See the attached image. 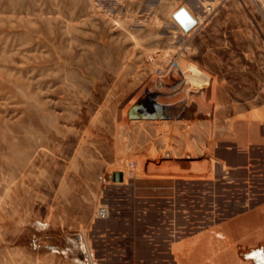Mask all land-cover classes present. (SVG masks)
<instances>
[{
	"label": "rangeland",
	"instance_id": "1",
	"mask_svg": "<svg viewBox=\"0 0 264 264\" xmlns=\"http://www.w3.org/2000/svg\"><path fill=\"white\" fill-rule=\"evenodd\" d=\"M0 161V264H264V0H0Z\"/></svg>",
	"mask_w": 264,
	"mask_h": 264
},
{
	"label": "bare ground",
	"instance_id": "2",
	"mask_svg": "<svg viewBox=\"0 0 264 264\" xmlns=\"http://www.w3.org/2000/svg\"><path fill=\"white\" fill-rule=\"evenodd\" d=\"M182 8H184V7H182ZM186 9H187V8H186ZM179 10H180V9H179ZM179 10H178V11H179ZM187 10H188V9H187ZM178 11H177V12H178ZM177 12H176V13H177ZM188 12L190 13L189 10H188ZM190 15L194 18V16H193L191 13H190ZM197 23H198V22H197ZM40 131H41V130H40ZM40 131H39V132H40ZM24 132H25V131H24ZM32 132H33V131H32ZM39 132H35V131H34V133H30V137H28V136H26V135L24 134L27 138H29V141H26V139H24L25 136L23 137V134H22V133H21V136L23 137V139L25 140V142H30L31 145H34V142H35V138H34V137H35V135H37V133H39ZM41 132H42V131H41ZM35 133H36V134H35ZM42 133H43V132H42ZM34 134H35V135H34ZM15 135H16V134H14V136H15ZM18 135H19V134H18ZM18 135H16V138H17ZM39 135H40V134H39ZM41 135H42V134H41ZM44 137H45V136H44ZM39 138H41V137H39ZM11 139H12V138H11ZM14 139H15V138H14ZM17 140H18V139H17ZM43 140H44V139H43ZM18 141L20 142V139H19ZM38 141H39V140H38ZM7 142H8V141H7ZM8 144H9L10 147L12 148V152L14 153V155H15V154L17 155V156H15L17 159H14V161H13V158H14V157L12 158V156H10V157L12 158V162H14L13 164L16 163L15 160H16V161L18 160L17 162H18L19 164L22 163V161L25 159V154L28 153L27 151L25 152L26 148H24L25 150H24V149L22 150V151L25 152V154H23L22 151H20L24 156H22V154H21V156H20V155L18 154L19 150L17 151V142H16V139H15V141H10V142H8ZM6 145H7V144H6ZM28 145H29V144H28ZM246 145H248V144H246ZM251 145H252V144H251ZM251 145H250V146H251ZM42 146H43V145H42ZM252 146H253V145H252ZM255 146H256V145H255ZM259 146H260V143H259ZM7 147H8V145H7ZM18 147H19V145H18ZM29 147H31V146H30V145L28 146V150H29ZM43 147H44V146H43ZM246 147H248V146H246ZM246 147H245V148H246ZM19 148H20V147H19ZM45 148H46V147H45ZM248 148H249V147H248ZM257 148H258V147H257ZM257 148H256V150H257ZM259 148H260V147H259ZM246 149H247V148H246ZM250 149H252V151H253V148H250ZM260 149H261V148H260ZM30 150H31V149H30ZM33 150H34V149H33ZM33 150H31V152H32ZM247 150H249V149H247ZM247 150H246V151H247ZM258 150H259V149H258ZM8 151H9V149H8ZM254 151H255V148H254ZM260 151H261V150H260ZM10 152H11V151H10ZM248 152H249V151H248ZM248 152H247V153H248ZM257 152H259V151H257ZM235 153H236V152H235ZM243 153H246V152H243ZM247 153H246V154H247ZM249 153H251V152H249ZM9 154H10V153H9ZM237 154L239 155L240 152H238ZM10 155H11V154H10ZM26 155H27V154H26ZM151 155H152V156L154 155L153 157H155V155H157V154H155V152H154V153L151 154ZM242 155H244V154H242ZM254 155H255V154H254ZM28 156H30L29 153H28V155L26 156V158H27ZM148 156H149V155H147V157H148ZM160 156H162V155H160ZM244 156H245V155H244ZM250 156H251V154H250ZM22 157H24L23 160H22ZM35 157H36V156H35ZM35 157H34V158H35ZM145 157H146V153H145ZM235 157H236V156H235ZM235 157L232 158V159H234L233 161L235 162V164H236V166H237V168H238V170H239V169H241V162H240V160H239L238 158H235ZM240 157H241V156H240ZM248 157H249V156H248ZM29 158H30V157H29ZM34 158H32V159H34ZM138 158H139V157H138ZM142 158H144V157H142ZM156 158H157V157H156ZM156 158H155V159H156ZM160 158H161V157H160ZM244 158H245V157H244ZM256 158H257V156H256ZM256 158H255V159H256ZM7 159H8V158H7ZM37 159H38V157H37ZM145 159H147V158H144V160H145ZM157 159H158V158H157ZM161 159H162V158H161ZM249 159H250V158H249ZM251 159H252V158H251ZM255 159H253V160L255 161ZM257 159H259V158H257ZM257 159H256V160H257ZM5 160H6V159H5ZM25 160H26L25 162H28V161H27L28 158L25 159ZM29 160H30V159H29ZM35 160H36V159H35ZM1 161H2V160H1ZM1 161H0V163H1ZM10 161H11V160H10ZM40 161H41V160H40ZM140 161H142V160H140ZM156 161H157V160H156ZM250 161H251V160H250ZM12 162H11V164H12ZM33 162H34V161H33ZM154 162H155V161H154ZM165 162H166V160L164 161V163H165ZM247 162H248V161H247ZM247 162H246V164H247ZM252 162H253V161H252ZM252 162H251V163H252ZM256 162H258V160H257ZM30 163H31V162H30ZM39 163H40V162H39ZM139 163H140V162H139ZM161 163H162V161H161ZM164 163H162V164H164ZM243 163H245V162H243ZM1 164H2V163H1ZM22 164H23V163H22ZM22 164H21V165H22ZM137 164H138V163H137ZM141 164H142V163H141ZM162 164H160V167H159L160 170H161ZM166 164H167V163H166ZM246 164H245V165H246ZM253 164H254V162H253ZM257 164L260 165L261 163L259 162V163H257ZM2 165H9V162H8V164H7L6 161H5V164H2ZM21 165H20V166H21ZM25 165H27V164H25ZM138 165H139V164H138ZM143 165H144V163L142 164V166H143ZM151 165H152V164H151ZM250 165H251L250 167L252 168V167H253L252 164H250ZM258 165H256V166H258ZM9 166H11V165H9ZM12 166H13V165H12ZM16 166H18V165H16ZM20 166H19V168H20ZM23 166H24V165H23ZM23 166H22V167H23ZM28 166H29V165H28ZM139 166H140V165H139ZM164 166H165V164H164ZM254 166H255V165H254ZM256 166H255V167H256ZM260 166H261V165H260ZM262 166H263V165H262ZM143 167H144V166H143ZM167 167H168V166H167ZM167 167H166V168H167ZM169 167H170V165H169ZM169 167H168V170H167L168 172H169L170 170H172V169L169 170ZM250 167H248L249 170L251 169ZM24 168H25V167H24ZM38 168H39V167H38ZM56 168H58V167H56ZM164 168H165V167H164ZM166 168H165V170H163L164 172L166 171ZM170 168H172V166H171ZM15 169H16V168H15ZM245 169H247V168H245ZM257 169H258V168H257ZM257 169H254V170H257ZM16 170H18V169H16ZM21 170H22V169H21ZM158 170H159V169H158ZM160 170L158 171L159 173L161 172ZM173 170H175V169H173ZM252 170H253V169H252ZM254 170H253V172H254ZM259 170L261 171L262 169L260 168ZM22 171H23V170H22ZM35 171H36V170H35ZM167 171H166V172H167ZM250 171H251V170H250ZM10 172H11V168H10ZM171 172H172V171H171ZM174 172H175V171H174ZM251 172H252V171H251ZM255 172H256V171H255ZM257 172H258V170H257ZM262 172H263V170H262ZM13 173H14V172H13ZM13 173H11V174H12V177H13ZM16 173H17V172H16ZM18 173H19V172H18ZM169 173H170V172H169ZM172 173H173V172H172ZM191 173H192V172H191ZM247 173H248V172H247ZM247 173L244 172L243 174L245 175V178H242L243 175L241 176V178H242V179H245V180L248 179V180H250V181H252L251 179H253V180H255L256 182H257V181H260V180H263V177H264V176H260L261 173H260V174H254V175H252L251 173H249V174H247ZM258 173H259V172H258ZM161 174H162V173H161ZM164 174H165V173H164ZM164 174H163V175H164ZM173 174H174V173H173ZM173 174H172V176H170V174H169V176H168V174H167V175H164V178H165V177H167V178H171V179L173 178V180H174L175 183H176V181H177L176 179L183 178V182L187 179V178H186L184 175H182V174H181V175H182L181 177H177V174H176V175H175V174L173 175ZM193 174H194V173H193ZM230 174H235V172L230 171ZM261 175H262V174H261ZM22 176H23V175H22ZM158 176H159V174H158ZM160 176H162V175H160ZM179 176H180V175H179ZM162 177H163V176H162ZM160 178H161V177H160ZM167 178H166V179H167ZM211 178H214V179H215V178H217V177H211ZM211 178H210V179H211ZM218 178H219V177H218ZM13 179H14V178H13ZM30 179H31V177H30ZM157 179H158V178H157ZM162 179H163V178H162ZM220 179H221V178H219V181H220ZM227 179L229 180L228 182H230V178H229V176L227 177ZM242 179H241V180H242ZM22 180H23V179H22ZM40 180H41V179H40ZM159 180L161 181V179H159ZM159 180H158V181H159ZM181 180H182V179H181ZM166 181H168V180H165V181H164V179H163V182H166ZM187 181H188V180H187ZM211 181H212V180H211ZM215 181H216V180H215ZM221 181H222V180H221ZM221 181H220V182H221ZM243 181H244V180H243ZM161 182H162V181H161ZM163 182H162V183H163ZM171 182H172V180H171ZM178 182H180V181H178ZM188 182H189V181H188ZM199 182H200V181H199ZM202 182H203V181H201V183H202ZM206 182H208V179H207ZM222 182H223V181H222ZM244 182H245V181H244ZM246 182H247V180H246ZM248 182H249V181H248ZM169 183H170V182H169ZM169 183H168V184H169ZM201 183H200V184H201ZM251 183H252V182H251ZM259 183H260V182H259ZM259 183H258V184H259ZM158 184H160V186H162L161 183H158ZM165 184H167V183H165ZM202 184H203V183H202ZM202 184H201V185H202ZM207 184H208V183H207ZM209 184H211V183H209ZM230 184H231V183H230ZM243 184H244V183H241V186H243ZM246 184H247V183H246ZM248 184H249V183H248ZM254 184H255V182H254ZM256 184H257V183H256ZM258 184H257V187H258ZM260 184H261V183H260ZM177 185H178V184H177ZM180 185H181V184H180ZM184 185H185V184H184ZM189 185H190V184H189ZM42 186H43V185H42ZM44 186H45V185H44ZM158 186H159V185H158ZM164 186H165V185H164ZM171 186H172V185H171ZM181 186H182V185H181ZM206 186H207V185H206ZM208 186H209V185H208ZM223 186H224V185H223ZM254 186H255V185H254ZM38 187H40V186H38ZM173 187H174V185H173ZM175 187L177 188L176 185H175ZM185 187H187V186H185ZM224 187H226V186H224ZM245 187H246V190H247V186H246V185H245ZM249 187H251V185H249ZM43 188H44V187H43ZM156 188L158 189V187H156ZM160 188H161V187H160ZM163 188H164V187H163ZM171 188H172V187H171ZM176 188H175V189H176ZM164 189H165V188H164ZM175 189H173V192H174ZM181 189H182V188H181ZM184 189H185V188H184ZM190 189H191V188H190ZM216 189H217V188H216ZM243 189H244V186H243ZM158 190H159V189H158ZM160 190H163V189H160ZM168 190L170 191V189H168ZM176 190H179V189H176ZM186 190L188 191V189H186ZM210 190L213 191V189H210ZM219 190H220V189H219ZM252 190H253V189L251 188V192H252ZM146 191H147V190H146ZM225 191H226V190H225ZM147 192H148V191H147ZM154 192H155V191H154ZM171 192H172V191H171ZM176 192H177V191H176ZM214 192H215V191H214ZM248 192H249V190H248ZM253 192H254V191H253ZM143 193H144V192H143ZM180 193L182 194V192H180ZM225 193H226V192H225ZM246 193H247V192H246ZM181 194H180V196H181ZM223 194H224V193H223ZM223 194H222L221 196H223ZM249 194H250V193H249ZM144 195H145V194H144ZM161 195H162V194H160L159 196H161ZM176 195H177V194H176ZM182 195H183V194H182ZM185 195H186V194H185ZM218 195H219V193H218ZM247 195H248V194H247ZM153 196H154V195H153ZM163 196H164V194H163ZM227 196H229V195H227ZM227 196H225V197H227ZM252 196H253V195H252ZM144 197H145V196H144ZM173 197H174V196H173ZM183 197H184V196H183ZM223 197H224V196H223ZM223 197H222V198H223ZM247 197H248V196H247ZM45 198H46V197H45ZM148 198H149V197H148ZM160 198H161V197H160ZM166 198H167V197H166ZM227 198H228V197H227ZM227 198H226V199H227ZM249 198H252V197L249 195ZM149 199H150V198H149ZM174 199L176 200L177 198L175 197ZM178 199H179V197H178ZM228 199H230V198H228ZM241 199H242V198H241ZM241 199H240V200H241ZM247 199H248V198H247ZM252 199H253V198H252ZM160 200H161V199H160ZM164 200H165V199H164ZM183 200H184V199H183ZM230 200H231V199H230ZM222 201H224V199H223ZM244 201H246V199H244ZM244 201H243L240 205H242V204L244 203ZM249 201H251V200H249ZM146 202H147V201H146ZM159 202H160V201H159ZM169 202H170V200H169ZM171 202H172V201H171ZM144 203H145V202H144ZM162 203H163V202H162ZM165 203H166V201H165ZM172 203H174V202H172ZM225 203H226V204H225ZM225 203L223 202V205H224V204H225V205L228 204L227 201H226ZM254 203H255V202H254ZM168 204H169V203H168ZM170 204H171V203H170ZM230 204H231V202L229 203L228 206H230ZM246 204H248V202L245 203V205H246ZM240 205H239V206H240ZM243 205H244V204H243ZM243 205L241 206V208H244V207H245V206L243 207ZM258 205H259V203H258ZM146 206H147V205H146ZM173 206H174V205H173ZM237 206H238V205H237ZM246 206H248V205H246ZM147 207H148V206H147ZM161 207H162V206H161ZM238 208H239V210H240V207H237V209H238ZM249 208L251 209V207H249ZM258 208H259V206H258ZM237 209H236V211H237ZM244 209H245V208H244ZM171 210H172V207H171ZM241 210H242V209H241ZM246 210H248V209H246ZM246 210H244V211H246ZM252 211H254V209H251V212H252ZM172 212H173V210H172ZM241 212H242V211H241ZM247 212H249V210L245 212L246 215H243V214H241V215L248 217L250 214H253V213L250 212V214H248V216H247ZM254 212H255V211H254ZM256 212H257V211H256ZM245 213H244V214H245ZM177 214H178V213H177ZM177 214H175V215H177ZM238 215H240V212H239ZM243 216H242V217H238V218H242V219H243ZM250 216H251V215H250ZM254 218H255V217H254ZM256 218H257V217H256ZM242 219H241V221H242ZM246 219H248V218H246ZM250 219H252V218L250 217L249 220H250ZM236 220L239 221V223H240V219H236ZM253 220H254V219H253ZM256 220H257V219H256ZM259 220H261V219L259 218ZM244 222H245V220H243V223H244ZM246 222H248V221H246ZM246 222H245V223H246ZM250 222H251V221H250ZM250 222H248L247 224L250 225ZM260 222H261V221H260ZM252 223L255 224L256 221L254 220V221H252ZM252 223H251V225H252ZM236 224H238V223H236ZM247 224H246L245 226H247ZM249 225H248V226H249ZM251 225H250V227H251ZM256 225H257V224H256ZM256 225H255L254 227L257 228ZM245 226L243 225L242 227H245ZM254 229H255V228H253V230H254ZM250 230H251V229H250ZM234 232H236V229L234 230ZM249 232H250V231H247V234H248V235H249ZM253 232L256 234V230L253 231ZM250 233H251V232H250ZM254 233H253V234H254ZM234 234H235V236H237L236 238H238V234H237V235H236V233H234ZM251 234H252V233H251ZM245 239L247 240L248 238L245 237ZM251 239H252V236H251V238L249 239V241H250ZM240 240H241V239H240ZM253 240H254V238H253ZM259 241H260V240H259ZM247 242H248V240H247ZM249 243H251V242H249ZM211 245H212V244H211ZM216 246H217V245H216ZM206 248H207V247H206ZM211 248H212V247H211ZM217 248H218V246H217ZM215 249H216V248H215ZM209 250H210V249H209ZM227 250H228V249H227ZM176 253H177V252H176ZM197 253H198V252H197ZM195 254H196V253H195ZM176 255H177L178 257L175 256V261H176V258H177V261H178V262L182 261V259H184V257H186V256L183 257V255H179V253H177ZM196 255H197V254H196ZM206 255H207V254H206ZM187 257H188V256H187ZM186 260H187V259H185V261H186ZM175 261L173 260V262H175ZM182 262H183V261H182ZM184 263H185V262H184ZM155 264H156V263H155ZM178 264H179V263H178ZM185 264H187V263H185Z\"/></svg>",
	"mask_w": 264,
	"mask_h": 264
},
{
	"label": "water",
	"instance_id": "3",
	"mask_svg": "<svg viewBox=\"0 0 264 264\" xmlns=\"http://www.w3.org/2000/svg\"><path fill=\"white\" fill-rule=\"evenodd\" d=\"M175 19L186 31L192 30L197 25V20L193 18L186 8H181L175 15ZM115 180L122 181V175H115Z\"/></svg>",
	"mask_w": 264,
	"mask_h": 264
},
{
	"label": "built area",
	"instance_id": "4",
	"mask_svg": "<svg viewBox=\"0 0 264 264\" xmlns=\"http://www.w3.org/2000/svg\"><path fill=\"white\" fill-rule=\"evenodd\" d=\"M109 213V210H108V208H103L102 210H101V216H103V217H105L107 214Z\"/></svg>",
	"mask_w": 264,
	"mask_h": 264
},
{
	"label": "crops",
	"instance_id": "5",
	"mask_svg": "<svg viewBox=\"0 0 264 264\" xmlns=\"http://www.w3.org/2000/svg\"><path fill=\"white\" fill-rule=\"evenodd\" d=\"M257 210H259V209H256L255 212L253 211L252 213L256 214V211H257ZM238 217H240V216H238ZM238 217H236V219H240V218H238ZM234 219H235V218H234Z\"/></svg>",
	"mask_w": 264,
	"mask_h": 264
}]
</instances>
